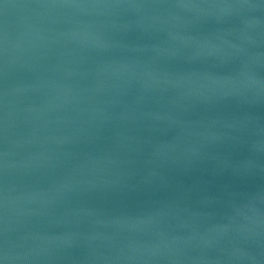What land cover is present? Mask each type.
Listing matches in <instances>:
<instances>
[{
	"label": "water",
	"instance_id": "water-1",
	"mask_svg": "<svg viewBox=\"0 0 264 264\" xmlns=\"http://www.w3.org/2000/svg\"><path fill=\"white\" fill-rule=\"evenodd\" d=\"M0 264H264V0H0Z\"/></svg>",
	"mask_w": 264,
	"mask_h": 264
}]
</instances>
